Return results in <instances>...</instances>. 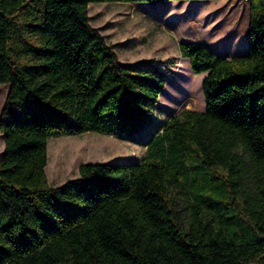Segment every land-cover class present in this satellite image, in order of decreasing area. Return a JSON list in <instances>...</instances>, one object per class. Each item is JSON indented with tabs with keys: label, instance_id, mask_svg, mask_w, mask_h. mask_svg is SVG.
<instances>
[{
	"label": "trees",
	"instance_id": "1",
	"mask_svg": "<svg viewBox=\"0 0 264 264\" xmlns=\"http://www.w3.org/2000/svg\"><path fill=\"white\" fill-rule=\"evenodd\" d=\"M92 1L167 0H0V264H264V0L248 1L243 55L179 42L206 73L203 110L169 116L140 161L82 162L50 186L49 137L139 132L164 90L162 60L121 62Z\"/></svg>",
	"mask_w": 264,
	"mask_h": 264
},
{
	"label": "rangeland",
	"instance_id": "2",
	"mask_svg": "<svg viewBox=\"0 0 264 264\" xmlns=\"http://www.w3.org/2000/svg\"><path fill=\"white\" fill-rule=\"evenodd\" d=\"M172 1L175 2L92 1L87 4L90 24L104 36L121 62L131 67L130 64L144 59L162 60L155 64L165 79L164 90L139 132L112 135L89 130L49 137L44 169L50 186L76 177L82 162L140 161L146 143L169 116L184 109H204L201 83L206 73H192L187 59L179 54L182 39L207 43L227 58L241 55L237 51L244 45L249 19V5L245 1ZM133 3H159L158 7L172 8L173 12L152 16ZM6 92L7 85L0 83V111ZM3 150L0 133V157ZM195 163L194 156L186 160L187 166ZM172 191L177 208L187 219L192 212L189 193L179 182Z\"/></svg>",
	"mask_w": 264,
	"mask_h": 264
},
{
	"label": "crops",
	"instance_id": "3",
	"mask_svg": "<svg viewBox=\"0 0 264 264\" xmlns=\"http://www.w3.org/2000/svg\"><path fill=\"white\" fill-rule=\"evenodd\" d=\"M184 1H190V2H192V1H194V0H183V2ZM170 2H175V1H170ZM248 4V3H247ZM181 41H187V42H195V43H199V44H202V45H205V46H207V47H209V48H211L212 50H214L215 52H217L218 54H220V55H223L218 49H215V48H212L209 44H207V43H203V42H200V41H197V40H187V39H182ZM180 41V42H181ZM233 41H234V39H233ZM239 48V51H241V52H239V51H237V53L239 54H241V55H243V54H245L246 52H247V48H248V35H247V33H246V36H245V41H244V45L242 46H240V47H238ZM224 56V55H223ZM185 59H187L186 57H184ZM187 61H188V59H187ZM193 73V72H192ZM203 73H205V72H203ZM199 74H201V73H199Z\"/></svg>",
	"mask_w": 264,
	"mask_h": 264
},
{
	"label": "built area",
	"instance_id": "4",
	"mask_svg": "<svg viewBox=\"0 0 264 264\" xmlns=\"http://www.w3.org/2000/svg\"><path fill=\"white\" fill-rule=\"evenodd\" d=\"M243 1H245L246 3H248L249 0H243Z\"/></svg>",
	"mask_w": 264,
	"mask_h": 264
}]
</instances>
